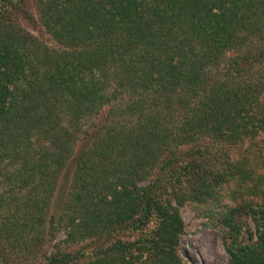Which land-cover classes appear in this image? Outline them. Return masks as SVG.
<instances>
[{"label": "trees", "instance_id": "trees-1", "mask_svg": "<svg viewBox=\"0 0 264 264\" xmlns=\"http://www.w3.org/2000/svg\"><path fill=\"white\" fill-rule=\"evenodd\" d=\"M23 1L0 0V264L57 227L82 245L44 264H182L177 208L223 194L227 264H264V0H34L51 45Z\"/></svg>", "mask_w": 264, "mask_h": 264}, {"label": "rangeland", "instance_id": "rangeland-1", "mask_svg": "<svg viewBox=\"0 0 264 264\" xmlns=\"http://www.w3.org/2000/svg\"><path fill=\"white\" fill-rule=\"evenodd\" d=\"M23 8L17 14V23L32 34L42 38L46 43L54 44L40 27L34 0H24ZM28 16L33 18V23ZM79 145L81 146V142H79ZM216 148L213 149L216 154L223 152L222 147L216 146ZM71 170L72 167L68 166L63 171L62 178H60L55 194V205L57 206H61L65 197H67L66 192ZM228 196L223 194L218 201L219 203L210 202L203 205L187 201L177 208L183 222V230L177 249L182 264H227L228 256L223 246V233L221 227L216 224V218L223 212V208L229 206L230 199ZM213 214L214 217H211ZM252 230L253 227L250 220H248V227L242 229V237L249 238L248 236L252 233ZM51 234L46 237L44 243L33 254H27L21 259L16 258L17 264H44L46 256L56 254L58 251L73 252L82 245L66 242V234L61 228L57 227Z\"/></svg>", "mask_w": 264, "mask_h": 264}]
</instances>
